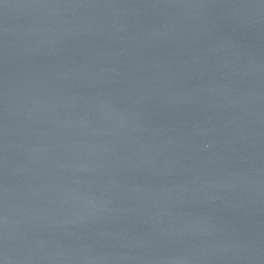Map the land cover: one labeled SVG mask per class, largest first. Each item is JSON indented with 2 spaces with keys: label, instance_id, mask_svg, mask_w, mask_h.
<instances>
[{
  "label": "water",
  "instance_id": "obj_1",
  "mask_svg": "<svg viewBox=\"0 0 264 264\" xmlns=\"http://www.w3.org/2000/svg\"><path fill=\"white\" fill-rule=\"evenodd\" d=\"M0 264H264V0H0Z\"/></svg>",
  "mask_w": 264,
  "mask_h": 264
}]
</instances>
